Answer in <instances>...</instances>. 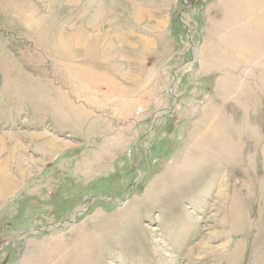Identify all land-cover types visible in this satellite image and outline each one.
I'll return each instance as SVG.
<instances>
[{
	"label": "rangeland",
	"instance_id": "rangeland-1",
	"mask_svg": "<svg viewBox=\"0 0 264 264\" xmlns=\"http://www.w3.org/2000/svg\"><path fill=\"white\" fill-rule=\"evenodd\" d=\"M0 264H264V0H0Z\"/></svg>",
	"mask_w": 264,
	"mask_h": 264
}]
</instances>
